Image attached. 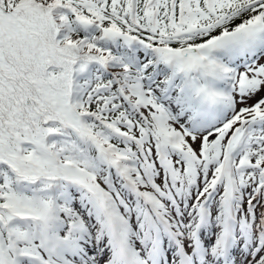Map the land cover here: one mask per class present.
<instances>
[{
  "label": "snow or ice",
  "instance_id": "6c2138e0",
  "mask_svg": "<svg viewBox=\"0 0 264 264\" xmlns=\"http://www.w3.org/2000/svg\"><path fill=\"white\" fill-rule=\"evenodd\" d=\"M0 264H264V0H0Z\"/></svg>",
  "mask_w": 264,
  "mask_h": 264
}]
</instances>
